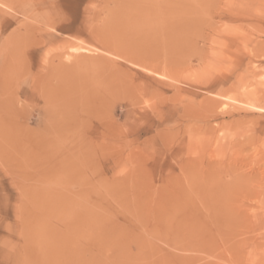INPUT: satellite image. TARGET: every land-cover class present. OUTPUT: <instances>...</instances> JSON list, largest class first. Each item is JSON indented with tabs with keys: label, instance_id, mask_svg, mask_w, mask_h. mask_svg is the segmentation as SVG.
I'll return each instance as SVG.
<instances>
[{
	"label": "rangeland",
	"instance_id": "1",
	"mask_svg": "<svg viewBox=\"0 0 264 264\" xmlns=\"http://www.w3.org/2000/svg\"><path fill=\"white\" fill-rule=\"evenodd\" d=\"M0 264H264V0H0Z\"/></svg>",
	"mask_w": 264,
	"mask_h": 264
},
{
	"label": "bare ground",
	"instance_id": "2",
	"mask_svg": "<svg viewBox=\"0 0 264 264\" xmlns=\"http://www.w3.org/2000/svg\"><path fill=\"white\" fill-rule=\"evenodd\" d=\"M26 12V11H25ZM25 16V15H24ZM28 30V29H27ZM20 40V39H19ZM18 41V40H17ZM107 52V51H106ZM109 53V52H108ZM156 65V64H155ZM138 66V65H137ZM141 66V65H140ZM152 66V65H151ZM150 66V67H151ZM158 66V65H157ZM144 67V66H143ZM153 67H154V65H153ZM156 68V67H155ZM158 68V67H157ZM145 69V68H144ZM146 70L148 71V72H150V73H154L155 71H154V68H146ZM159 71V70H158ZM164 71V70H163ZM155 74H157V73H155ZM165 74V73H164ZM164 74H157V75H159V76H161L162 78H163V75ZM167 75V74H166ZM224 91V90H223ZM175 94V93H174ZM221 94V93H220ZM224 94V93H223ZM223 96V95H222ZM219 98V97H218ZM221 98H223V97H221ZM219 102V101H218ZM224 103H226V102H224ZM235 107V106H234ZM206 109V108H205ZM254 109H256V108H254ZM257 110V109H256ZM259 110V109H258ZM204 134V133H203ZM73 222V221H72ZM79 250V249H78ZM73 252V251H72Z\"/></svg>",
	"mask_w": 264,
	"mask_h": 264
}]
</instances>
